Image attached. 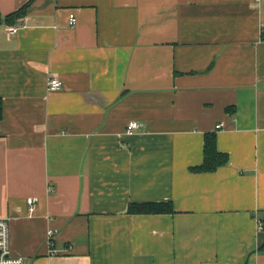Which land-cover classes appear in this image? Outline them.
Here are the masks:
<instances>
[{
    "label": "crops",
    "instance_id": "crops-1",
    "mask_svg": "<svg viewBox=\"0 0 264 264\" xmlns=\"http://www.w3.org/2000/svg\"><path fill=\"white\" fill-rule=\"evenodd\" d=\"M29 3L17 33L0 25L12 255L264 264V0H0V13ZM209 134L229 161L194 172ZM146 204L173 211L129 213Z\"/></svg>",
    "mask_w": 264,
    "mask_h": 264
},
{
    "label": "trees",
    "instance_id": "trees-1",
    "mask_svg": "<svg viewBox=\"0 0 264 264\" xmlns=\"http://www.w3.org/2000/svg\"><path fill=\"white\" fill-rule=\"evenodd\" d=\"M30 3L25 5L20 10L3 17L0 13V25L5 22L8 26L16 24L17 21L24 18L26 10ZM3 118V100L0 98V121ZM229 161L228 155L219 152L217 148V140L214 134L206 135L205 148H204V162L201 166L192 168L194 172H214L220 167L226 165ZM173 209L170 205L165 204H146V205H131L129 213L131 214H143L152 215L160 213H169ZM264 225V221H263Z\"/></svg>",
    "mask_w": 264,
    "mask_h": 264
},
{
    "label": "built area",
    "instance_id": "built-area-1",
    "mask_svg": "<svg viewBox=\"0 0 264 264\" xmlns=\"http://www.w3.org/2000/svg\"><path fill=\"white\" fill-rule=\"evenodd\" d=\"M70 26L74 27L77 24V18L75 15L70 16L69 20ZM19 27L9 26L8 31L12 34L17 33ZM62 83L61 81L53 77L48 82V90L51 92H56L61 90ZM142 124L136 121H132L127 126V133L132 134L133 132L137 131ZM224 124H220L217 126V129H221ZM36 198H29L27 200L29 206V213L32 215L35 211V207L37 204ZM259 226L263 228V223L260 222ZM57 233L56 230L51 229L47 233V238L49 241H52ZM0 264H25V260L22 257L13 256L11 253V244H10V224L8 218H0Z\"/></svg>",
    "mask_w": 264,
    "mask_h": 264
}]
</instances>
